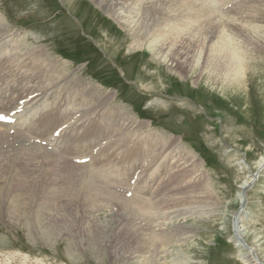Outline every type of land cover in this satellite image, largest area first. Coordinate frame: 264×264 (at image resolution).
<instances>
[{
	"label": "rangeland",
	"instance_id": "374dc122",
	"mask_svg": "<svg viewBox=\"0 0 264 264\" xmlns=\"http://www.w3.org/2000/svg\"><path fill=\"white\" fill-rule=\"evenodd\" d=\"M6 1L8 5L4 8L0 2V22H4L3 26L0 24V53L6 43L13 50L10 61L0 59V72L4 69L8 76L6 78L0 74V116L8 113L11 120H0V124L7 125L11 130L6 139H10L12 146L11 149L8 144V148L3 147V142L9 141L0 140V264H139L138 261L142 258L132 255L137 251L135 245L124 247L118 240L128 239L121 233L137 242V236L142 241L147 240L149 232L143 227L146 223H151L150 230L153 232L154 228V236L158 238L156 245L162 249L158 254L161 264H174V257L191 258L190 264H240V250L235 246L233 238V219L241 205L237 202L238 195L242 193L245 181L252 182L259 170L256 165L264 157V0H223L222 3L226 4L220 10V16H226L229 10H236L229 19L225 17L224 22L217 24L214 23V18L210 28H207L210 22L197 29L192 26L187 29L182 27L181 33L172 32L178 27L171 29L174 24L169 26L167 19L159 14V9L149 6V1L156 0L129 1L137 11H130L128 16L134 23L125 20L129 25L124 29L107 13L104 5H98L96 0ZM237 9L247 10L250 17H246V20L252 25L243 23L237 26L236 22L242 20ZM257 10H260V15L253 16L251 11ZM169 11L174 18L181 14L175 8H169ZM217 11L219 10L216 9L215 12ZM216 18L218 19L217 16ZM214 26L221 29L220 34L211 32L218 30ZM242 26L248 31L258 30L246 37L245 32L239 29ZM82 33L85 37H80ZM183 35H188L192 41L184 40ZM246 38L252 41L249 42ZM215 39L229 40V44L230 40L233 42L236 62L240 65L239 68L236 67V73L227 67L216 68L212 63L205 65L209 53L221 51L228 45L212 43ZM137 42L140 43L139 47L134 48ZM153 45L157 46L154 53L150 51ZM180 49H189L188 52L193 53L204 51L197 69L194 64L188 65L192 60L187 61V66L177 63L179 60L173 57L181 55ZM5 51L3 52L8 55L10 49L6 48ZM40 51L42 57L47 58L46 63L36 55ZM68 51L84 53L82 61L76 63L57 55ZM86 59H93V64ZM48 63L57 66L58 70L67 75L47 78L45 82L41 78L36 79L38 73L35 68L44 64L49 66ZM6 64L8 69L5 68ZM34 64L36 66L33 68ZM72 76L93 87L94 92L102 95L101 97H107L110 92L115 94V98L107 103V108L98 110L90 120L96 119L99 113L102 114L111 107H117L130 118L140 121L135 114L137 110L144 113V117L155 116L153 119L156 120V125L144 123L142 129L137 131L136 128H131L128 133L136 132V138H146L151 131L154 135L158 133L156 135L162 137L163 142L156 146L154 152L157 153L159 149L161 152H169L170 144H165V141L180 139L179 144L185 154L197 161H193L196 162L194 165L202 164L210 196L205 204L208 216L199 218L200 216L193 215L178 219L177 214L173 215L176 208L193 207L194 210H199L202 207L196 202L198 197L192 198L188 194L184 196L183 193L180 194L181 189L169 192L166 187H162L164 181H160V177H164L161 172L164 167L160 172H155L158 166H162V161L153 162L151 158H145L147 163L138 171V178L132 179L135 173L128 170L126 162L129 157L121 159L115 150H110L109 153L103 151L106 149L105 144L121 143L118 146L121 149L124 144L120 134L125 132L114 134L111 140L102 145L101 142L96 145L92 142L93 146L78 144L83 134L80 133L86 129L76 135L73 127L88 119H80L76 113L65 118L63 113L55 111L56 106L49 101L51 96L58 95L59 104L62 95L71 94ZM34 79L38 84H32ZM115 80H121L118 90L110 89L108 84ZM18 82L23 87L29 86L32 91L35 89L37 92L39 88V95L32 100L33 103L27 102L19 112L14 113L17 101L27 93L21 91V96H17L13 92L12 87ZM118 84L116 82L114 85ZM13 94L16 95L12 97ZM41 100L48 101L49 109L53 106L51 109L57 113L58 122L60 125L65 123L66 126L50 127L55 128L51 130L56 133L48 137L27 134L20 138L25 127H34L31 124L49 111H43L39 106L34 107ZM146 101L147 113L143 108ZM70 102L71 98H65L62 107L69 103L71 106H68V111H73L77 106ZM36 110L40 111L30 115ZM202 110L206 112L205 115ZM85 112L86 108L82 109L80 116ZM110 124L109 121L108 126ZM109 128L111 132L114 130L113 127ZM59 135L62 136L60 140L54 138ZM127 144L132 146L131 142ZM76 146L85 156H69L71 151L76 152ZM94 148L100 149L99 155L91 156ZM22 149L40 154L27 159L28 171L25 169L23 174L26 179L31 180L28 186L21 188V191L9 192L7 183L14 170L13 160L21 159ZM9 155L11 157L8 160ZM117 158L123 164L122 168L118 167ZM15 168L21 172L23 165L16 164ZM52 168L58 169L62 179L54 185V202L51 204L54 207L48 209L52 213L61 212L56 213L57 216L54 214L52 219H45L44 212L47 209L44 208L47 205L41 194L46 193L50 180V174L46 175V170ZM145 175H149L148 182L145 181ZM247 198L248 207L245 211L248 212L252 225L249 227V238L244 239L245 243L248 246L252 241L259 240L264 244V170L254 187L248 191ZM88 208L90 211L99 210L100 219L104 221L108 218V222H112L110 226H114L116 232L109 234V240L105 241L97 235L95 245L86 250V244L77 247L71 242L70 236L76 229L73 230L71 226L73 220L70 214L84 216ZM115 213H118L117 219H113ZM122 213L127 214L126 220H121ZM246 221L247 219L245 223ZM164 224L169 229L175 226L189 228L192 237L188 238L186 235L182 239L170 240L169 236L165 237L158 231L159 226ZM92 226L97 228L98 224L91 223L90 230ZM179 235L182 233L179 232ZM160 239L164 241L161 243ZM198 243L200 248L197 250ZM130 247L132 249L129 252ZM254 253L256 255L257 252Z\"/></svg>",
	"mask_w": 264,
	"mask_h": 264
},
{
	"label": "bare ground",
	"instance_id": "6f19581e",
	"mask_svg": "<svg viewBox=\"0 0 264 264\" xmlns=\"http://www.w3.org/2000/svg\"><path fill=\"white\" fill-rule=\"evenodd\" d=\"M96 1H97L98 5H100V4L104 5V8L106 10H108L107 13H109L114 18V21L117 22L120 26H122L123 29L126 28V25H129V23L126 22L125 20H129L132 23H134V21L130 20L131 17L128 16L130 11H137V9L135 8V6L133 4H129V1H131V0H96ZM210 1L211 0H206V1L205 0L204 1L203 0H156V1H149L148 4L151 7H156L159 9V11H160L159 14L161 16H163L165 19H167L169 26L174 24V26H172L171 29L178 27V29L176 31L172 30V32L181 33L180 29H182V27H185L187 29L190 26H192V28L197 29L198 26L203 27L205 24L210 22V24L207 25V28H210V26L213 23L214 18L216 19V20H214V23L219 24L220 22H224L223 20L225 17L227 19H229L231 17V13H236V10L233 9L232 11L229 10L228 13L226 14V16H220V10H223V6L226 4V2L222 3L223 0H213L212 2H210ZM163 5H164V7H163ZM169 8H175L176 10H180L181 11L180 16L177 18H174L171 14V11H169ZM216 9L219 11L215 12ZM240 11H242V10H238L239 13H237V14H238L239 18H242V20L236 22L237 26H240L243 23L252 25L251 23H248V21L246 20V17H250L247 14L248 13L247 10L242 11V12H240ZM224 13H222V14H224ZM251 14L253 16L254 15H260V10H257L256 12L251 11ZM216 16L218 17V19L216 18ZM198 22H199V25H197ZM0 24H1V26H3L4 22H0ZM214 27H216V26H214ZM244 27L245 26H242L239 29L241 32H245L246 37H249L250 35H252L251 32H257V30H258V29H252V30L248 31L246 29V27L245 28ZM216 29H218V30H215V31L211 30V32L216 34V35L220 34L221 29L218 27H216ZM1 33L2 32H0V34ZM183 37H184V40H189V42L192 41V39L188 35H183ZM246 39L249 42L252 41L249 38H246ZM235 40H236V37H235ZM160 42H164V41H160ZM160 42H159V44H160ZM212 43H214V44L225 43L228 45L226 47H224L221 51H218V52L213 51L211 54L209 53L208 58L206 59L205 65L208 63H212L216 68H226L227 67L228 69H230L231 72L236 73V67L239 68L240 65L236 62V52L232 48L233 42H231V40H230V44H229V40L222 39L219 41V40L215 39L214 41H212ZM139 44L140 43L137 42L136 46L134 45V48L139 47ZM1 46L2 45H0V47ZM6 48L8 50L10 49L9 53L7 52L8 55L5 54ZM12 50L13 49L10 48V45L8 43H6L5 48H1L2 53H0V59L10 61ZM156 50H157V46L153 45V48L150 51L154 53ZM3 51H5V52H3ZM188 51H189V49L188 50L180 49L181 55L176 54L173 58L176 60H179V62L177 61V63L180 66H187V61L192 60L193 62L189 61L188 65L192 66L194 64L195 68L197 69V67L200 64V61L202 60V58L204 56V51L201 50L197 53L188 52ZM21 52H22V50H21ZM36 55H38V57L41 58L43 54L40 51V52H37ZM158 55H160V54H158ZM42 59L45 61V63L47 62L46 57H42ZM239 62L241 64L240 59H239ZM48 65L50 66L51 64L48 63ZM35 66L36 65L34 64L33 68ZM49 66H45V64H44L42 66L39 65V68H35L36 69L35 71L38 73L36 79L41 78L43 80V82H45L47 78L49 79V78L53 77L55 79L60 74L62 76L67 75V73H63L61 70H58L59 68L57 66H53V65H51L52 67H49ZM5 68L8 69V64H6ZM2 71L3 72H0V74H3L6 78H8L4 69ZM7 72H8V70H7ZM8 74H10V73H8ZM224 76H226V75H224ZM51 81H53V80H51ZM53 82H55V81H53ZM33 83L38 84V82L35 79L32 80V84ZM0 85H2V84L0 83ZM37 87L38 86H36V88ZM92 88L93 87L88 86L81 81H77L76 77H73L72 83H70V90H71L70 93L71 94H64L67 96L62 95V99H60V103L62 102L61 104L60 103L57 104L58 95H53L49 98V101L54 106H56V107H54L55 111H60L61 113H63L65 118H68L72 114L76 113V116L79 117L80 119H82V118L88 119L87 122H84L81 125H79V123H77L73 127V128H75V129H73L74 133H77L76 135H78L79 131L86 129L84 132L80 133V135L82 133L83 134L78 140L79 143L78 142L77 143L87 145V146H89V145L93 146V144H91L92 142H94L95 145L100 144V142H101V145H102L103 143H105V141L111 140L112 139L111 136H113L114 134H120V133L125 132L124 134H120V136L122 137L121 142L124 144L121 147V149L118 148V146L121 145V143L113 144V145L112 144H109V145L105 144L104 146L106 149L103 151H107L105 153H109L110 150H113V151L115 150L116 152H118V155L121 156V157H119L121 159H122V157L123 158L129 157L130 159L126 163L128 164V168H129L128 170L135 173V175L132 177V179H134V177H136V179L138 178V171H141L143 168V164L147 163V162H145L146 159L149 160V158H151L153 162L154 161L156 162L158 160L162 161L161 162L162 166H158L156 171H155V172H160L162 170V168L164 167L163 170L161 171L164 174V177H163V175H162V178L160 177V181L161 180L164 181L163 183L161 182L162 187H166V189H168L169 192L175 191L176 189H181L180 194L183 193L184 196H186V194H188V195H190L189 197H192V198L198 197V200H196V202L198 204H200V206L202 207L200 209L198 208L199 210H194L193 207H187L184 209L176 208L174 210L175 213H173V215L177 214L178 219H180L181 217L185 218L186 216H193V215H198V217L200 216L199 218H201V217L204 218V217L208 216V211H207L208 207L205 204L208 200L207 197H210V196H209V192L207 191L208 189H206V185H205L206 184V176H205V173L202 172L203 171L202 167H201L202 164L198 163L197 166L194 165V163H196L197 161L194 158H192V156L185 154V150L182 149V146L179 144L180 139L177 138V139L171 140L169 142L165 141V144H170L169 146L171 147V150L169 152H161V151H159L160 150L159 149V150H157L158 152L156 153V152H154L156 149V146L163 142V138L160 136H157L156 134H158V133H156L154 135V133H152V131H151L152 134L150 133V135H148L146 138L140 137V136L138 138H136L135 137L136 132L128 133L129 129H131V128H133V129L136 128L137 131H138V129H142L144 123H138L137 120H134V118L133 119L130 118L128 115H126V113H124V111L123 112L120 111V109H118L117 107L116 108L111 107V108H109L108 111H105L102 114L99 113V115L97 116L96 119L90 120V117L94 113H96L98 110L106 109L107 103L115 98V94L112 92L107 93V95H106L107 97H101L102 95L95 93ZM12 90H13V92H15L17 94V96L20 95L19 92H21V91L27 92L26 95L23 94L25 96L24 98L22 97L23 99L17 101L18 103L15 107L14 113L19 112L18 110L20 108H23V106H26L25 104L27 102L33 103L34 101H32V100H35L39 95V93H38L39 88L37 89V92L35 89L32 91V89H30L29 86L23 87L21 82L16 83L12 87ZM0 94H1V90H0ZM16 94H13L12 97H14ZM29 96H30V98H28ZM65 98H71L70 103L77 106V108L74 109V106H73L72 108L74 110L68 111V109H69L68 106H71V105H69V103L67 106L62 107V104H63ZM44 99L46 100V98H44ZM45 100H41L40 103L37 102L38 104L34 105V107L39 106L41 110L47 112L49 109V103H48V101H45ZM42 102H45V103L42 104ZM50 107L52 108L53 106H50ZM84 108H86V112L80 116V113H81L82 109H84ZM50 109L46 114L43 113V115L40 119L39 118L36 119L35 122L31 124V127L33 125H34V127H32V128H30V126L27 128L25 127L24 128L25 130L20 134V138H22L23 136H26L27 134H28V136H34V137H44L45 135H47V137H48L51 134L54 135L56 133V131L53 130L54 131L53 132L51 129H55L56 127H59V126L61 128L65 127L66 126V125H64L65 123L60 125V123L58 122L57 113L54 112L53 109H51V111H50ZM37 111L39 112L40 110H36V112L30 113V115L37 113ZM14 113H13V115H14ZM13 115H12V117H13ZM3 116L5 118V122L11 120V117L8 113L3 114ZM39 117H40V115H39ZM74 119H76V117ZM74 119H73V121H74ZM112 120H114V121H112ZM109 121L111 122V124L108 126ZM37 125L39 127H37ZM54 125H56V127ZM52 126L55 128L50 129V127H52ZM109 127H113L114 130L111 132ZM50 130L53 133L52 132L50 133L49 132ZM10 131L11 130L8 128L7 125L0 124V140L2 141L4 139H6L9 135ZM37 134H39V136ZM128 134H130V135H128ZM54 138L57 140H60V138H62V136H60V135H59V137L54 136ZM140 138H142V139H140ZM14 139H15V137H14ZM7 141H9V142H3V147L5 146L8 148V146H9V148H10L12 146L10 143V139H8ZM11 142L13 143V140ZM130 142L132 143V146H129L127 144ZM6 144H8V146ZM151 144H152V146H150ZM27 145H29V144L27 143ZM146 148H148V149H146ZM10 149H7V151H10ZM163 149H165V148H163ZM163 149H162V151H163ZM88 150H90V148L87 149V151ZM35 151H36V149H35ZM165 151H167V149H165ZM91 152H92L91 156H96V155L100 154V149L94 148L91 150ZM1 154H3V153L1 152ZM39 154H40L39 152L34 153L31 150H23L22 154L20 156L21 157L20 160L17 161L16 159L15 160L12 159L14 161V166H13L14 170L11 172L12 174H11L9 182L7 183V181H6V183L8 184L7 190L9 192L14 191V190L21 191L20 190L21 188L23 189L25 186L26 187L28 186V184L31 182V180L26 179L25 175L23 174L25 172V169L28 171V165L29 164L27 165V159L32 158L33 156L36 157ZM115 155L113 156L114 158H115ZM69 156L80 157V156H85V154H83L81 149L77 147L76 152H75V150H73V152L71 151V153H69ZM10 157L11 156L9 155L8 160L10 159ZM119 158H117L116 161L119 162L118 167L122 168L123 164L120 162ZM74 160H76V159H74ZM193 161H196V162H193ZM191 162L194 166H191L192 165ZM110 163H112V162H110ZM16 164H22L23 165V170L22 171L20 170L21 172L16 170V168H15ZM59 164H60V161H59ZM107 166H108V163L106 164V167ZM104 167H105V165H104ZM124 167L126 169V166H124ZM192 167H194V168H192ZM256 168H259V170L264 168V157L260 159V161L256 165ZM115 169H117V168H115ZM118 170H120V169H117V171ZM48 173L50 174V178H49L50 180L48 183V187L46 189V193L45 194L42 193L41 197L43 198V200L45 201V204L47 205L44 208V209H47L44 212V217H45V219H52L55 217L54 214L61 212V211H59V212L52 213L53 211L51 210L52 212H50L49 211L50 209H48V207L49 208L54 207L51 205L54 202V191H53V189L55 187L54 185H56L58 182H60V180L62 179V176H60L58 169L52 168V169L46 170V175ZM152 174H153V171H152ZM152 174H149V175L152 176ZM149 175H147V176L145 175L146 176V180H145L146 182L149 181V178H147ZM157 178H158V175H157ZM172 178H174V181H171ZM253 180L251 183L250 182L248 183V181H245L242 184L243 187L241 188V190H243V188H245L246 186L251 185L253 183ZM112 182H113V180H112ZM74 183L75 182L73 181V184ZM120 183H121V181H120ZM122 184H124V183H122ZM77 193H79V190L77 191ZM78 197L81 198V195H78ZM238 197H239L237 200L238 203L239 202L241 203L242 201H244V197L242 196V193L240 195H238ZM200 198H201V203H200ZM101 199H103V197ZM233 203L236 204V202H233ZM235 204H233V205H235ZM160 208H162V207H160ZM90 210L91 209L88 208L86 210V214L84 216H83V214H70V218L73 220V224L71 226H72L73 230L76 229L74 234L72 236H70L71 242H72V244H74V246H77V247H82L86 244V247H87L86 250L89 249V247L91 245H93V246L95 245L94 243H95V238L97 235L101 236L102 241H105V240H109V234H113L114 232H116V228L114 226H110V223H112V222L111 221L108 222V218H106L104 221H102L100 219V215H98L100 213L99 210H95V211H90ZM64 215L66 216L67 214H64ZM95 215H98V216L95 218L94 217ZM56 216H57V214H56ZM120 216H121V220H126L127 214L122 213V215H120ZM117 217H118V213H115L113 219H117ZM248 217H249L248 212L243 210L242 215L238 216L236 218V221L238 223V226L235 229L236 236L242 238V240H244L245 237L249 238V233L251 231V230L249 231V227H250V225H252L251 224L252 220ZM93 219H95L94 222L92 221ZM246 219H247V221L245 223ZM206 220H207V218H205V221ZM146 221L147 220H145V222ZM91 223L98 224L97 228H95V226L91 227V230H94L95 232L90 230V224ZM151 226H152L151 223H146L143 226L145 231L149 232L147 240L142 241L139 238V236H137V240L139 242L138 243L137 241L130 239L128 237V235H126L124 233H121V235L127 237L128 239L121 238L118 240V243L124 247L130 246V245H135V248H137V251L134 252V254H132V255L138 259L142 258L140 261H138L139 264H161V260L158 259L159 258L158 254L160 253V251L162 249H160L161 247H157V245H156V244H158V238H156L154 236V228H153V232L150 230ZM163 228H165V229H163ZM177 228H179V231ZM177 228L175 226V227H170V229H169V228H167V224H166V226L164 224V225L159 226L158 231L161 232V234H164L165 237L169 236L168 238H170V240L173 239V241H175L178 238L182 239V237H184L186 235H188V238L192 237L191 229L181 228V227H177ZM88 229L90 231H87ZM98 229H99V231H98ZM166 229H167V231H165ZM179 232L182 233V235H179ZM255 237H257V236H255ZM258 239H260V238H258ZM163 241L164 240L160 239L161 243ZM234 244L240 250L238 252V259H239L238 263H240V264H262L263 263L264 264V244L261 243V241L257 240L256 242L252 241L251 244L247 243L249 246V249L243 248L242 246H240L236 240H235ZM199 248H200V243L197 244V250ZM131 249H132V247L129 248V252L131 251ZM112 250L116 251L117 249L112 248ZM151 250H152V252H151ZM138 252H141V254H137ZM254 252H257L256 255L259 256L260 259L255 255ZM123 256H127V254H123ZM261 260H262V262H261ZM178 261H180V262H178ZM172 262H174V264H190L192 262V259L191 258L186 259L184 257H174Z\"/></svg>",
	"mask_w": 264,
	"mask_h": 264
},
{
	"label": "water",
	"instance_id": "95a60500",
	"mask_svg": "<svg viewBox=\"0 0 264 264\" xmlns=\"http://www.w3.org/2000/svg\"><path fill=\"white\" fill-rule=\"evenodd\" d=\"M263 169H264V168L260 169V170L257 172V174L254 176L253 183H252L251 185H248V187H246L245 189H243L242 196L244 197V201L241 202V208H240V210H239V211L236 213V215H235V219H234V232H235L236 226H238V223H237V221H236V218H237L238 216H240L241 212L246 208V205H247L246 192H247L248 190H250V189L254 186V184L256 183V181H257L258 178H259V174H260V172H261ZM235 237H236L237 239H240L239 237L236 236V232H235ZM240 240H241V239H240ZM242 242H243V244H244V241H242ZM244 245H245V244H244Z\"/></svg>",
	"mask_w": 264,
	"mask_h": 264
},
{
	"label": "trees",
	"instance_id": "16d2710c",
	"mask_svg": "<svg viewBox=\"0 0 264 264\" xmlns=\"http://www.w3.org/2000/svg\"><path fill=\"white\" fill-rule=\"evenodd\" d=\"M84 55V53H78V52H73V51H68L67 53H62V56L67 58V59H71L76 63H79L82 61V56ZM88 62L91 61L93 64V59H86ZM101 75V74H100ZM102 79H105V77H102ZM116 82H121V80H115L114 82H108V84H110V86ZM116 86V85H113Z\"/></svg>",
	"mask_w": 264,
	"mask_h": 264
},
{
	"label": "snow or ice",
	"instance_id": "6c2138e0",
	"mask_svg": "<svg viewBox=\"0 0 264 264\" xmlns=\"http://www.w3.org/2000/svg\"><path fill=\"white\" fill-rule=\"evenodd\" d=\"M5 118L3 116H0V120H4Z\"/></svg>",
	"mask_w": 264,
	"mask_h": 264
}]
</instances>
